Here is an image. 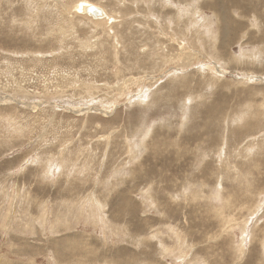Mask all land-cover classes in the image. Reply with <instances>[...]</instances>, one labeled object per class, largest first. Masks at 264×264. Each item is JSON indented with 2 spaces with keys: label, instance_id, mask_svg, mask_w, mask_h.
Instances as JSON below:
<instances>
[{
  "label": "rangeland",
  "instance_id": "rangeland-1",
  "mask_svg": "<svg viewBox=\"0 0 264 264\" xmlns=\"http://www.w3.org/2000/svg\"><path fill=\"white\" fill-rule=\"evenodd\" d=\"M0 264H264V0H0Z\"/></svg>",
  "mask_w": 264,
  "mask_h": 264
},
{
  "label": "bare ground",
  "instance_id": "bare-ground-1",
  "mask_svg": "<svg viewBox=\"0 0 264 264\" xmlns=\"http://www.w3.org/2000/svg\"><path fill=\"white\" fill-rule=\"evenodd\" d=\"M89 8H92V9H95L96 11H98L99 14H91ZM74 12H76L77 14H83L84 16H87L89 18H91L92 20L94 21H100V22H103V21H113L112 18H109V16L106 14L105 10L103 8H101L100 6L98 5H95V4H91L87 1H81V2H78L75 6H74ZM86 17V18H87ZM52 19V18H51ZM31 20V19H30ZM91 20V21H92ZM90 21V20H89ZM93 23V22H92ZM54 24V23H53ZM51 25V24H50ZM33 27V26H32ZM57 27V26H55ZM114 27V26H113ZM28 28V27H27ZM53 28V27H52ZM61 31V30H60ZM62 32V31H61ZM209 33V32H208ZM154 39V38H153ZM153 46V45H152ZM157 46H159L157 44ZM156 50V49H154ZM146 239V238H145ZM148 242V241H147ZM166 249V248H165Z\"/></svg>",
  "mask_w": 264,
  "mask_h": 264
},
{
  "label": "water",
  "instance_id": "water-1",
  "mask_svg": "<svg viewBox=\"0 0 264 264\" xmlns=\"http://www.w3.org/2000/svg\"><path fill=\"white\" fill-rule=\"evenodd\" d=\"M89 9H91V10H90V11H91V12H90L91 14H99L98 11H96L95 9H92V8H89Z\"/></svg>",
  "mask_w": 264,
  "mask_h": 264
}]
</instances>
